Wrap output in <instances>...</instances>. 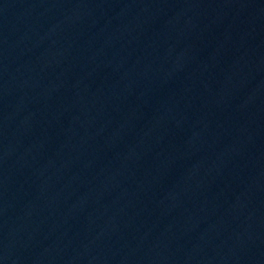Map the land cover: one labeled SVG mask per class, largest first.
<instances>
[{
	"label": "water",
	"instance_id": "obj_1",
	"mask_svg": "<svg viewBox=\"0 0 264 264\" xmlns=\"http://www.w3.org/2000/svg\"><path fill=\"white\" fill-rule=\"evenodd\" d=\"M0 264H264V0H0Z\"/></svg>",
	"mask_w": 264,
	"mask_h": 264
}]
</instances>
